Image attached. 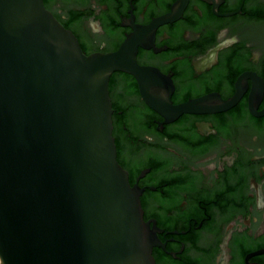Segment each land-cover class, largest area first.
<instances>
[{"label": "flooded vegetation", "instance_id": "af4514ba", "mask_svg": "<svg viewBox=\"0 0 264 264\" xmlns=\"http://www.w3.org/2000/svg\"><path fill=\"white\" fill-rule=\"evenodd\" d=\"M43 4L85 55L139 44L136 63L151 72L143 93L124 72L111 74L108 92L117 162L140 192L155 264H264V116L254 115L264 110V17L251 14L264 0ZM163 16L169 21L155 24ZM142 96H170L172 105L240 98L226 111L166 123Z\"/></svg>", "mask_w": 264, "mask_h": 264}, {"label": "water", "instance_id": "95a60500", "mask_svg": "<svg viewBox=\"0 0 264 264\" xmlns=\"http://www.w3.org/2000/svg\"><path fill=\"white\" fill-rule=\"evenodd\" d=\"M138 45L85 55L43 0H0V264H155L140 192L117 162L108 92L124 72L143 93L151 72L136 63ZM142 98L168 123L226 111L240 96Z\"/></svg>", "mask_w": 264, "mask_h": 264}, {"label": "trees", "instance_id": "16d2710c", "mask_svg": "<svg viewBox=\"0 0 264 264\" xmlns=\"http://www.w3.org/2000/svg\"><path fill=\"white\" fill-rule=\"evenodd\" d=\"M252 16L264 17V9L258 8L252 11Z\"/></svg>", "mask_w": 264, "mask_h": 264}]
</instances>
